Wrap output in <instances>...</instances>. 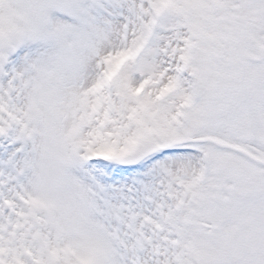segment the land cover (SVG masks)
Listing matches in <instances>:
<instances>
[{
  "label": "snow or ice",
  "instance_id": "1",
  "mask_svg": "<svg viewBox=\"0 0 264 264\" xmlns=\"http://www.w3.org/2000/svg\"><path fill=\"white\" fill-rule=\"evenodd\" d=\"M0 264H264V0H0Z\"/></svg>",
  "mask_w": 264,
  "mask_h": 264
}]
</instances>
